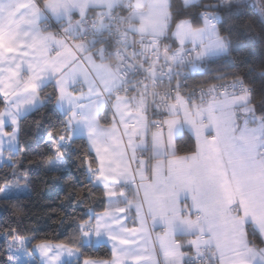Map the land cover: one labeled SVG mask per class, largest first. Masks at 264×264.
<instances>
[{
    "label": "snow or ice",
    "instance_id": "1",
    "mask_svg": "<svg viewBox=\"0 0 264 264\" xmlns=\"http://www.w3.org/2000/svg\"><path fill=\"white\" fill-rule=\"evenodd\" d=\"M0 264H264V0H0Z\"/></svg>",
    "mask_w": 264,
    "mask_h": 264
}]
</instances>
